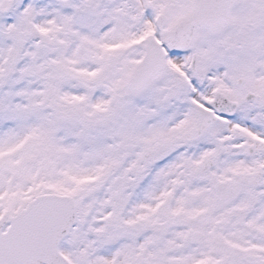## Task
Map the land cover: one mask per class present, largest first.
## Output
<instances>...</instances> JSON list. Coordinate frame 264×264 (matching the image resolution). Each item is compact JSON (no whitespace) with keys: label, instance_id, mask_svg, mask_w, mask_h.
<instances>
[{"label":"snow or ice","instance_id":"snow-or-ice-1","mask_svg":"<svg viewBox=\"0 0 264 264\" xmlns=\"http://www.w3.org/2000/svg\"><path fill=\"white\" fill-rule=\"evenodd\" d=\"M0 264H264V0H0Z\"/></svg>","mask_w":264,"mask_h":264}]
</instances>
